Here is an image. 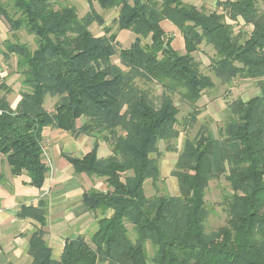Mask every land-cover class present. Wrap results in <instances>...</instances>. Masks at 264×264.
Listing matches in <instances>:
<instances>
[{
	"label": "trees",
	"instance_id": "obj_1",
	"mask_svg": "<svg viewBox=\"0 0 264 264\" xmlns=\"http://www.w3.org/2000/svg\"><path fill=\"white\" fill-rule=\"evenodd\" d=\"M87 2L91 10L84 16L74 6L57 8L58 0H13L10 16L0 2V17L14 32L3 56L18 58L23 87L13 109L7 100L13 89L0 85V156L13 176L26 173L41 188L50 171L42 146L46 128L93 137L94 149L83 159L66 158L77 174L105 180L106 191L84 194L88 209L114 212L99 221L91 243L68 241L57 261L45 242L47 213L22 207L20 216L42 225L30 237L33 264H264V0L218 2L223 13L185 0ZM94 3L118 10L117 30L136 35L129 48L118 50L110 28L100 37L92 33L93 24L104 25ZM241 20L251 32H236ZM165 21L182 35L184 54L173 47ZM20 30L36 39L34 50L16 36ZM203 45L215 53L211 71L220 82L255 80L260 93L229 104L219 137L202 126L186 140L172 172L180 195L148 197L146 182L158 189L162 181L159 143L175 151L181 134L175 97L194 107L192 125L197 103L216 86L195 58ZM153 85L163 90L159 105ZM47 97L58 98L53 112L45 109ZM99 141L110 145V157L98 158ZM221 176L233 191L225 201L228 218L208 232L206 191Z\"/></svg>",
	"mask_w": 264,
	"mask_h": 264
},
{
	"label": "crops",
	"instance_id": "obj_2",
	"mask_svg": "<svg viewBox=\"0 0 264 264\" xmlns=\"http://www.w3.org/2000/svg\"><path fill=\"white\" fill-rule=\"evenodd\" d=\"M7 1L0 0L3 3ZM117 18L118 16L115 19ZM101 28L102 30L95 32L90 29L96 37H100L104 28L108 27L104 23ZM7 33L6 26L0 22V39L3 35L7 36ZM20 100L21 97L14 106L10 102L11 107L15 109ZM198 110L201 111L199 108ZM50 129L52 128H46L42 133L45 162L50 171L41 188L32 185L31 178L26 173L13 176L5 157L0 156V264H33L29 254L30 237L42 225L31 215L20 216L22 207H37L47 213L46 225L43 227L46 232L45 242L57 261L61 259L68 241L83 239L91 243L99 221L112 217L114 213L111 209L104 213L88 209L84 194L92 189L106 191L105 180L85 173L77 174L66 158L70 156L83 159L94 149L96 140L85 135L73 136L58 129L53 130L68 136H49ZM187 139L191 138L185 139L177 161ZM111 155L110 145L99 141L98 158L105 159ZM163 179L161 176V180ZM42 202L45 204L40 205Z\"/></svg>",
	"mask_w": 264,
	"mask_h": 264
},
{
	"label": "rangeland",
	"instance_id": "obj_3",
	"mask_svg": "<svg viewBox=\"0 0 264 264\" xmlns=\"http://www.w3.org/2000/svg\"><path fill=\"white\" fill-rule=\"evenodd\" d=\"M224 1L226 0H185V2L197 6L199 9L202 8L208 12L218 11L219 13H223V10L217 7V3ZM3 5L5 9L10 12V16H13V0H8L7 2L3 3ZM61 6H74L80 16H84L91 10V7L88 4L87 0H58L56 7L59 8ZM93 6L95 10L104 18L105 25H107L108 28L112 29L113 33L117 34L118 50H121L122 48H129L135 41L136 35L131 31L119 32L117 30V25L115 24L117 19L115 18L119 15L118 10H104L99 6L98 3H94ZM0 22L4 23L8 30L7 36L3 35L0 39V85L2 83H5L7 86L13 89V93L8 95L7 100L14 106V103L19 99V97H21L19 93H21V91L23 90L21 84L22 77L18 72V58L16 56H13L9 61L4 59V42L6 41V39L13 40L14 32L13 30H11L3 15L0 17ZM228 22L231 21L228 19ZM162 26L169 35L175 36L173 47L181 54H184V41L179 31H177V29L168 21H165ZM101 27L102 26L98 25L97 23L91 26L94 32L99 29L102 30ZM235 29L236 32L240 30L247 32L252 31V27L245 25L242 20L238 25H236ZM16 34V36H18V38L22 42L29 43L33 50L37 47L36 39L33 36H30L25 30H20ZM214 55L215 53L213 49L204 45L201 46L200 51L195 54V58L201 63L202 72L212 76L216 84L215 88L206 91L201 100L197 103L196 107L201 109V111L199 110L198 120L196 123L192 125L189 123V117L193 112L194 107L184 103L179 98V96L175 97V102L180 109V125L178 126L181 131L180 138L172 143L176 148L175 151H168L166 142L162 141L159 143V150L162 153L159 159V167L162 173L161 176L164 179L158 184V189L154 188L152 181L149 180L146 182L145 192L148 197H153L155 195H180L178 180L172 174V172L175 170V163L177 161L178 152H180V150L182 149L185 139L187 137L194 139L202 126H207L208 129L213 132L215 137H219L218 132L221 128L224 127L225 122L227 121V111L229 104L236 99L247 101L260 93L258 83L255 80H235L231 84H224L220 82V80H218L211 71V60ZM114 63L118 65L120 64L118 56L114 57ZM152 91L155 98L154 102L156 105H159L162 98V87L159 85H153ZM0 94L3 95L4 93L1 92ZM57 101L58 98L47 97L44 105L45 109L48 112H53ZM82 123L83 120H80L79 125H81ZM49 136L68 135L50 129ZM44 157L46 158L45 151ZM232 193L233 191L230 187V183L226 179V176H221L219 179H213L210 182L209 188L206 191L205 198L206 206L209 212L208 219L206 220V229L208 232L217 230L220 227L226 225L228 217L225 210V201L230 195H232ZM149 253L150 256L153 254L151 248H149Z\"/></svg>",
	"mask_w": 264,
	"mask_h": 264
},
{
	"label": "water",
	"instance_id": "obj_4",
	"mask_svg": "<svg viewBox=\"0 0 264 264\" xmlns=\"http://www.w3.org/2000/svg\"><path fill=\"white\" fill-rule=\"evenodd\" d=\"M166 38V37H165ZM167 48V45L165 46Z\"/></svg>",
	"mask_w": 264,
	"mask_h": 264
}]
</instances>
